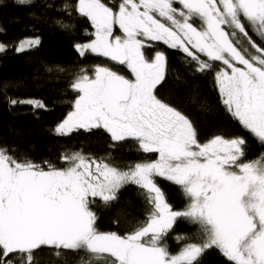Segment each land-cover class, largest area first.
<instances>
[{
	"label": "snow or ice",
	"instance_id": "1",
	"mask_svg": "<svg viewBox=\"0 0 264 264\" xmlns=\"http://www.w3.org/2000/svg\"><path fill=\"white\" fill-rule=\"evenodd\" d=\"M14 6L28 9L33 24L25 31L31 35L0 40V54L37 50L38 25L49 22L53 9L48 0H14ZM56 11L90 20L94 39L74 44L81 56L91 52L126 65L133 78L109 67L97 66L92 75L81 69L70 84L78 93L73 110L53 133L103 129L113 142L134 139L157 158L121 170L106 162L109 157L80 150L62 155L57 167L0 145V264H40L45 248L62 264L67 253L79 256L77 264H201L212 249L228 264H264V154L247 160L241 136L201 142L193 121L157 94L166 79V54L157 51L149 59L144 52V38L163 42L181 53L188 75L214 73L227 112L264 143V0H121L113 7L75 0ZM50 22L73 27L64 18ZM20 86L0 80L9 109L50 110L42 98L8 95ZM156 177L182 189L188 200L182 210L168 202ZM129 184L142 190L145 219L123 234L99 231L95 198L107 207ZM180 220L195 230L176 237L182 246L173 253L167 237Z\"/></svg>",
	"mask_w": 264,
	"mask_h": 264
},
{
	"label": "trees",
	"instance_id": "2",
	"mask_svg": "<svg viewBox=\"0 0 264 264\" xmlns=\"http://www.w3.org/2000/svg\"><path fill=\"white\" fill-rule=\"evenodd\" d=\"M53 9L47 12L51 19L64 18L70 23L71 29H63L53 23L38 25L41 45L35 51L17 54L8 51L0 54V80H16L21 86L11 88L8 95L25 99L28 97L42 98L49 111H39L35 114L28 106H16L9 109L0 95V145L17 149L18 154L33 159L36 163L47 160L57 167L63 166L61 156L74 151L83 150L94 157H109L106 162L126 170V166L145 160H154L157 154L144 153L137 141L127 139L113 142L110 135L103 129H84L74 131L68 136H58L52 129L73 110V102L78 95L70 88L71 82L81 69L92 75L97 66L109 67L126 78L130 71L126 65H118L102 55L87 52L81 56L74 44L86 43L94 39V28L87 17L80 16L75 11L71 19L62 12H57L65 3L74 4L75 0H48ZM108 6H118L121 0H102ZM0 27L6 30L0 34V40L14 41L21 36L31 35L25 31V26H31L26 13L28 9L14 6V0H0ZM116 35H122L116 27ZM255 39V37H254ZM259 42V41H257ZM145 56L149 59L157 51L167 56L168 70L162 86H158V96L170 102L187 115L199 131V139L204 142L214 135L225 138L241 136L246 140V159H259L264 154V143L248 133L225 109L214 73L188 75L181 63L179 51L169 48L162 42L145 39ZM219 65V62H217ZM51 69V71H46ZM63 69V71H60ZM177 75L180 80H177ZM156 183L164 191L166 198L174 209L182 210L188 203L182 189L162 177H156ZM142 190L134 184L124 186L117 194L118 199L105 207L100 198H95L93 211L96 212V227L99 231H115L123 234L130 227L145 219V202ZM195 229L185 220H180L167 237L169 250L173 253L182 246L176 237L190 235ZM82 255V254H81ZM67 264H77L79 256L67 253ZM40 264H62L48 249L38 253ZM201 264H228L226 259L216 249L207 251Z\"/></svg>",
	"mask_w": 264,
	"mask_h": 264
},
{
	"label": "rangeland",
	"instance_id": "3",
	"mask_svg": "<svg viewBox=\"0 0 264 264\" xmlns=\"http://www.w3.org/2000/svg\"><path fill=\"white\" fill-rule=\"evenodd\" d=\"M178 7H179V5H178ZM116 27L118 28V26H116ZM118 29H119V28H118ZM144 39H146V38H144ZM162 43H163V42H162ZM129 71H130V69H129ZM130 77L133 78L132 75H131V72H130ZM131 78H129V79H131ZM156 158H157V157H156Z\"/></svg>",
	"mask_w": 264,
	"mask_h": 264
},
{
	"label": "flooded vegetation",
	"instance_id": "4",
	"mask_svg": "<svg viewBox=\"0 0 264 264\" xmlns=\"http://www.w3.org/2000/svg\"><path fill=\"white\" fill-rule=\"evenodd\" d=\"M178 7V5H176ZM199 25V21H197V26Z\"/></svg>",
	"mask_w": 264,
	"mask_h": 264
}]
</instances>
